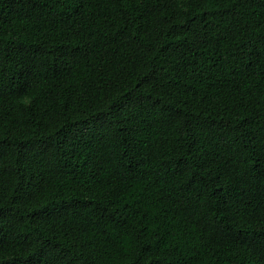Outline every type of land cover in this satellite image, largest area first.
Instances as JSON below:
<instances>
[{
  "label": "trees",
  "instance_id": "trees-1",
  "mask_svg": "<svg viewBox=\"0 0 264 264\" xmlns=\"http://www.w3.org/2000/svg\"><path fill=\"white\" fill-rule=\"evenodd\" d=\"M0 264H264V0H0Z\"/></svg>",
  "mask_w": 264,
  "mask_h": 264
}]
</instances>
